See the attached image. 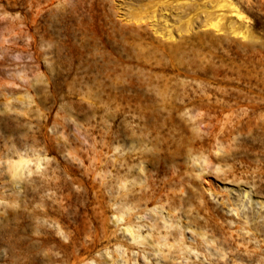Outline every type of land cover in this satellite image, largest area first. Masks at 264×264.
Returning a JSON list of instances; mask_svg holds the SVG:
<instances>
[{"label":"rangeland","instance_id":"1","mask_svg":"<svg viewBox=\"0 0 264 264\" xmlns=\"http://www.w3.org/2000/svg\"><path fill=\"white\" fill-rule=\"evenodd\" d=\"M230 1L243 15L235 34L210 29L202 41L185 34L192 38L180 49L178 67L198 72L194 82L170 66L164 80L155 79L161 72L155 61H168L150 50L162 38L150 30L148 19L159 9L174 27L186 19L199 26L209 10L207 0L180 22L170 14L185 0H0V153L21 147L22 153L34 150L43 158L39 170L22 177L26 185L17 186L5 153L1 156L0 264L23 262L17 238L25 204L32 217L33 211H47L48 221L39 222L54 237L39 245L43 259L29 264H264V207L254 203L241 209L245 191L264 205V0ZM183 82L197 109L176 113L190 121L148 124L169 147L144 165L156 186L171 185L156 196V205L173 227L167 230L168 245L157 247V253L151 246L161 218L147 215L143 223L150 216L155 229H141L152 236L141 248L145 251H138L116 230L112 216L105 220L113 208L102 187L107 155L101 118L110 117L109 139L128 146L129 129L136 126L131 109L152 106L145 92L166 86L169 99L179 105ZM198 85L209 87L211 102L214 91L226 90L229 98L206 114L193 92ZM116 105L125 112L113 123ZM196 114L205 116L200 121ZM214 135L225 154L216 151ZM35 222L30 220V232ZM179 227L196 256L179 252L173 243ZM119 242L124 248L115 251Z\"/></svg>","mask_w":264,"mask_h":264},{"label":"bare ground","instance_id":"2","mask_svg":"<svg viewBox=\"0 0 264 264\" xmlns=\"http://www.w3.org/2000/svg\"><path fill=\"white\" fill-rule=\"evenodd\" d=\"M199 1L201 0H185V2L179 7H176L174 11H172V14L170 15L176 18V22H180L181 19L187 17L191 12L200 9L201 2ZM207 2L209 3V7H207L206 9L209 10H205L203 12L204 16L199 26H193L192 22L189 19H186L185 21H183L182 25L174 27V23L170 22L169 19H167V15L165 14V12H162L159 9H153L151 11V16L148 19V21L150 20L149 22L150 30L153 32V34H155L159 38H162V41L161 44L153 46L152 49L150 50L157 55L160 54L162 60L166 57L168 61L167 62L168 65L167 63L162 64L159 61H155L154 63L155 68H159L161 70V72L154 75L155 79L164 80L165 74L163 73V71H165V69H167V67L170 66L177 71L178 75H183V78L189 79L190 81H194V82L198 81L200 79L198 72L181 70L178 67V65L181 64L178 58L180 49L183 48V45L188 42L187 38L189 39L192 38V37H186L185 34H189V33L193 34V36H195L199 41H202L203 40L202 38L207 34L206 33L207 30L213 29L216 32L223 30L226 33L228 32V34L229 33L235 34L241 28V20H243V15L239 11H237V9L232 5V2L230 0H207ZM156 10L160 11L161 13L159 12L156 15L155 14ZM228 15H233V18H230ZM137 23L138 24L136 25L139 26H141L140 24H142L138 21ZM197 27L203 28L205 30L201 32L195 31V28ZM173 33L177 34V36L179 37L178 40H176ZM207 84L209 83L207 82ZM181 85H182L181 87H184V91L181 95L182 97H178V99L181 101V104L179 105L175 102V100L169 99V97L167 96V90H166L167 88L165 85H164L165 89L161 90L158 88V86H156L154 89L145 92L144 95L147 96L145 97L149 102H151L150 104H152V106L139 105L131 109L132 117L131 116L129 117H131L132 120L136 121L135 122L136 126H131L129 129L130 135L127 138L128 146L127 144H124V146H120L119 143L121 142L117 138H113V140L109 139L110 129L112 128H110V126L107 123L110 117L108 115L102 114L103 116L101 118L104 128L102 140H103V146H105V155H107V158L105 159L103 165L104 176L102 177V187H103V192H105V195L108 198V200L109 201L111 200V204L109 206L113 208L111 215L109 217H106L105 220L110 221V218L112 216L113 217L112 223L116 224L115 225L116 230L121 231L122 238H124L125 241H128L129 245L135 247L138 251L140 250L142 252H144L145 249H141V248L146 246L147 238L150 237L151 233L147 232L146 234H143L141 229L144 227H147V229L149 230L155 229V224L151 222V220L153 222L155 220L151 219L150 216H148L149 223H147L146 221H145L146 223H143V219L150 214L160 215L159 212L162 210V207L156 205V202L158 201L157 197L160 196L159 194L161 192L165 191L164 189L166 186L170 185V183H167V185L163 184L164 185L163 187L156 186L155 181L151 179L148 170H146V166H144L147 163V161H149V159L156 158L161 154L163 149L169 147L168 145L169 142L167 138L159 137V131H157L158 128L155 126L154 128H150L148 124L152 121L154 122L157 121L165 122L167 120L173 121L175 118H179L183 121H190V118L186 119L187 117L184 118L176 115L178 111H183L184 109H188L187 106H191L193 108H196L197 106L194 105L192 100L189 98V94H187V90L185 87L188 86L185 85L184 82ZM193 92L198 93V94L196 93L197 94L196 98L199 102H201L202 104L204 102L203 107H205L206 114H208L207 109L212 108V106L215 104H221L219 107H222L223 105L222 103L226 102V99L229 98V92H227L226 90H219L218 92L214 91L212 95H214L216 98L214 102H211L209 95L211 93V90L209 89V87L205 85H198L197 88L193 89ZM184 95L186 96L184 97ZM8 100L9 99H7V101ZM200 111L202 110H199L198 112ZM124 112L125 111H122V109L118 108L117 105L114 106L113 114L110 115L113 123L118 121V119L122 116ZM204 116H205L204 114H198L197 117H201L200 121H202V118ZM15 118L16 120L18 119L21 120L17 116ZM215 135L212 137L214 142L218 141V145L217 144L215 145L217 146L216 151H219L222 148L219 147L221 144V140H219V138ZM153 141L154 143L156 142L159 150L156 149L157 147H155V144H152ZM149 144H151L152 145L151 147L153 148L151 147L148 148ZM32 151H33L32 155H28L25 152L24 153L21 152V147H11V148L6 147V150H3L2 152L3 154L0 153V160L2 158L1 156L2 155L4 156L5 153L6 162H7L6 167L10 173V177L13 179V183H15V185L17 186L20 181H24L21 180L23 179L22 178L23 176L32 172L34 169L35 170L40 169V166L42 164L41 160L43 159L42 155H40L34 150ZM222 152L224 153V151ZM31 156H34V158H31ZM197 159L199 160V158ZM195 160H196L195 158L192 160L193 165L196 164L195 162H197ZM30 164H32V167H30ZM217 171H220V169ZM202 172L203 169H201L196 174V177L201 178ZM23 183L24 185H26L25 181ZM23 189L28 190L27 186L23 187ZM165 195L167 198L168 194ZM242 197L245 199V201L241 202L242 203L241 209L245 208V206H252L254 203L257 206H259V208L264 207V205L260 202H253L249 191H245L242 194ZM23 207H24L23 210L27 212L26 204ZM25 211H22V219L24 226L22 232L17 238V242L23 251L22 264H29L34 260L43 259V256H41L40 254L39 245L54 240V237L51 235L50 231L47 230V228L45 229V227H42L39 222L40 219L44 220L45 222L48 221L46 220V217L48 216L47 211H43V212L33 211L32 213L33 217L30 216L29 213L28 212L26 213ZM235 213L238 215L237 209H235ZM160 218H161L160 221L162 222L160 228L163 229L164 231L159 230L160 228L156 230L157 238L154 240L152 239V242H155L156 246L155 247L151 246L154 248L155 252L157 253L160 252L159 248L157 247H160L162 245L163 246L168 245L167 236L169 235V233L167 230L173 227L172 224L169 223V221L166 218H162L161 215ZM30 220L37 221L35 222L34 225V232L29 231L28 225ZM56 229H57V233H59L62 236V239L64 238V240H66L65 239L67 238L65 235L66 233L65 234L62 233L59 227H57ZM189 231L195 234L194 231L192 230ZM173 243L176 245L179 252L181 253L191 252L195 256L197 255V251L194 248L185 244L184 231L180 227L178 230L175 231V234L173 236ZM114 246H115L114 247L115 251H119L120 249L124 248V244L122 242L116 243ZM107 249L108 248L104 247L105 251Z\"/></svg>","mask_w":264,"mask_h":264}]
</instances>
